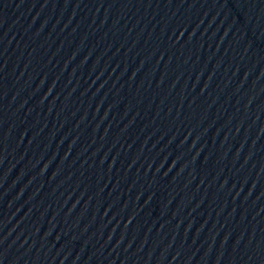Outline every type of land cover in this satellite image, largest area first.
Wrapping results in <instances>:
<instances>
[{
	"label": "water",
	"instance_id": "obj_1",
	"mask_svg": "<svg viewBox=\"0 0 264 264\" xmlns=\"http://www.w3.org/2000/svg\"><path fill=\"white\" fill-rule=\"evenodd\" d=\"M28 264H264V0H62Z\"/></svg>",
	"mask_w": 264,
	"mask_h": 264
}]
</instances>
